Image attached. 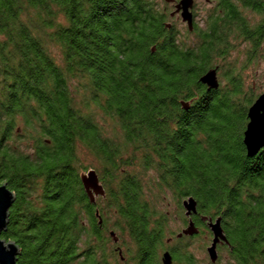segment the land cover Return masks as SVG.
Segmentation results:
<instances>
[{"label":"trees","instance_id":"1","mask_svg":"<svg viewBox=\"0 0 264 264\" xmlns=\"http://www.w3.org/2000/svg\"><path fill=\"white\" fill-rule=\"evenodd\" d=\"M215 1L191 48L178 43L173 25L167 28L172 12L154 0H0V185L16 194L2 239L20 247L18 264H110L107 220L80 178L89 169L82 150L95 159L97 170L88 172H97L108 209L119 217L116 228L133 243L131 263L161 264L166 237L165 217L131 172L138 167L155 172L157 186L182 206L193 197L198 213L223 218L229 264H264V150L248 158L243 143L257 99L241 118L234 74L229 92L199 83L233 41L262 45L264 23L251 26L243 11L264 15V0ZM49 42L61 49L64 66ZM182 101L191 102L188 111ZM95 109L111 123L112 136ZM26 140L28 150L10 147ZM114 244L115 264H129ZM186 247L175 261L196 264Z\"/></svg>","mask_w":264,"mask_h":264},{"label":"rangeland","instance_id":"2","mask_svg":"<svg viewBox=\"0 0 264 264\" xmlns=\"http://www.w3.org/2000/svg\"><path fill=\"white\" fill-rule=\"evenodd\" d=\"M154 1L159 10H165L168 14L174 11L173 4L167 3L166 0ZM208 1L195 0V5L192 10L195 27H197V31L195 33L188 31L187 25L182 22L180 16H175L173 18L171 17L172 19L169 21V24L173 25L175 28L177 40L181 46L192 48L198 45V36L202 31L207 29L210 16L214 13L216 8L215 0ZM243 15L250 21V24L253 27L264 23V15H258L247 10L243 11ZM56 22L63 25L67 24L62 16H59ZM232 45L234 47L230 51L229 55L226 58L217 59L213 65L218 68V79L220 83L219 92L224 93L232 90V86L228 82L227 78L230 74H234L236 77V82L241 84L242 92L235 98V100L237 102L243 100V102L236 108L238 116L242 118L245 116V109H248L252 100L257 99L261 94L264 93V40L262 45L256 49L250 43L243 40L233 41ZM48 48L55 61L60 66H64L61 49L53 42L48 43ZM72 83L73 87L75 89L78 88L80 91V82L75 81ZM77 98H79V95ZM98 113L100 114L98 115ZM94 114L96 115L98 125L103 129V133L106 136H112L113 129L109 120L105 119L102 116L103 114L97 109L94 110ZM244 122L245 121L240 124L239 133L242 132L244 128ZM21 128L23 127L19 126L16 128L18 135L22 132ZM10 147H13L14 149L17 147L16 149L25 151L30 147V142L28 140L11 142ZM79 155L81 156L84 166L89 168L88 170H97L95 167L97 166L95 159L89 152L85 153V150H82ZM88 170H84L81 174H87ZM134 171H137L138 175L143 179L146 200L152 205L153 209L158 213L159 216H164L166 219L165 241L171 237L175 238L176 235L180 233L182 229L186 228L188 224L186 210L182 206V201L180 204V202L176 201L173 197L172 191L166 189L161 190L160 187L157 186L156 182L154 181V178L156 177L155 172L144 173L138 167L131 169V172ZM96 201V208L101 212L104 220H107L108 231H106L105 234L109 239L107 250L105 252L109 255V257L105 256L107 261L110 264H115L116 261L114 259H117L118 261L120 260L119 256L115 254L117 244H114L113 240L109 237V232L114 231L117 237L120 239L118 247L123 250L125 257L129 258L128 263L133 264L130 262L134 255L133 243L127 233H121V231L116 228V225L119 222L118 215L114 210L110 208L108 209L105 197H98ZM85 223L86 224L84 225L88 226L87 222ZM212 238L213 236L211 232L206 226L203 225L198 236L191 238L184 237L182 239H178L176 237L173 244L175 246L184 244L180 245L181 247L187 246L186 249L194 256L196 264H210L207 248L211 246ZM83 251H85V247H81V252ZM218 252L219 261L216 264H229L230 259L228 249L226 247H219ZM111 253L116 255L115 258L110 256ZM103 258L104 255L102 252H98L97 260L102 263L104 261ZM83 260L84 258H81L79 261Z\"/></svg>","mask_w":264,"mask_h":264},{"label":"water","instance_id":"3","mask_svg":"<svg viewBox=\"0 0 264 264\" xmlns=\"http://www.w3.org/2000/svg\"><path fill=\"white\" fill-rule=\"evenodd\" d=\"M166 2L174 6V11L170 14L171 17L180 16L182 22L187 25L188 31L193 32L195 23L192 10L195 5V0H166ZM167 28L170 29L171 24H167ZM199 83L205 86L208 92L219 90L218 68L211 69L202 75L199 79ZM181 105L184 110L188 111L191 102L182 101ZM249 129H251V131H249ZM243 143L248 158H255L264 150V93L261 94L249 108L248 124L244 132ZM80 178L92 203H96V198L105 196L104 187L100 183L96 171L91 170L87 174H82ZM15 201V192L10 190L6 183L0 185V264H18V257L21 254V249L15 242H7L2 239V233L7 230L10 210ZM183 207L186 210L187 218H189V224L177 234V238L197 236L200 230L192 220V217L198 214V202L193 197H190L183 202ZM97 215L100 218V223H102L99 212ZM222 222V217H218L215 220L209 219L208 221V228L213 236L211 246L207 248L210 264H216L219 261L218 246L223 244L229 245ZM110 235L115 243L119 241L115 232H111ZM162 263L173 264V258L170 252L164 253Z\"/></svg>","mask_w":264,"mask_h":264},{"label":"flooded vegetation","instance_id":"4","mask_svg":"<svg viewBox=\"0 0 264 264\" xmlns=\"http://www.w3.org/2000/svg\"><path fill=\"white\" fill-rule=\"evenodd\" d=\"M196 28V27H195ZM195 30V29H194ZM194 32H196V31H194ZM186 199V198H185ZM201 220L202 221V223H203V225L204 226H206L207 228H208V221H209V219H213V220H215L216 218H213V217H208V216H205V215H201L200 213H198L197 215H195V216H193L192 217V220L194 221V223L196 224V226L199 228V230H200V232H201V227L202 226H200L199 224H198V220ZM188 224H189V218H188ZM188 224H187V226H188ZM186 226V227H187ZM224 227V226H223ZM185 229V228H184ZM183 230V229H182ZM181 230V231H182ZM208 230L210 231V229L208 228ZM211 232V231H210ZM200 234V233H199ZM198 234V235H199ZM212 234V233H211ZM197 235V236H198ZM184 237H187V238H191V237H188V236H184ZM184 237H182V238H184ZM194 237H196V236H194ZM118 238V237H117ZM176 238V237H175ZM175 238H168L166 241H165V247H164V249H163V251L161 252V254H162V256H161V264H163L162 263V257H163V255H164V253H166V252H170L171 253V255H172V258H173V264H177V262L175 261V252L177 251V249L179 248V245H174L173 244V242H174V240H175ZM182 238H178V239H182ZM118 243L120 242V239L118 238ZM219 247H226L227 249L230 247L228 244H223V245H219L218 246V248ZM219 253V252H218ZM123 260H124V257L122 258Z\"/></svg>","mask_w":264,"mask_h":264},{"label":"snow or ice","instance_id":"5","mask_svg":"<svg viewBox=\"0 0 264 264\" xmlns=\"http://www.w3.org/2000/svg\"><path fill=\"white\" fill-rule=\"evenodd\" d=\"M249 131H251V129H249Z\"/></svg>","mask_w":264,"mask_h":264}]
</instances>
